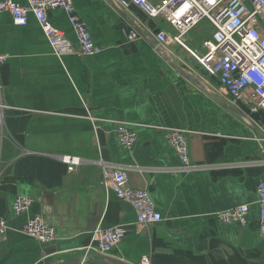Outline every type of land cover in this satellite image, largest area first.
Here are the masks:
<instances>
[{
	"label": "crops",
	"instance_id": "obj_1",
	"mask_svg": "<svg viewBox=\"0 0 264 264\" xmlns=\"http://www.w3.org/2000/svg\"><path fill=\"white\" fill-rule=\"evenodd\" d=\"M73 3L98 48L93 54L59 56L33 14L17 26L0 11V55L7 56L0 64V216L8 225L0 264H64L87 255L96 227L118 225L127 233L109 256L129 264L146 255L152 264H264L257 200L264 139L250 112L217 93L215 79L186 50L165 52L152 33L171 28L143 9L123 10L115 0ZM50 17L77 41L66 12ZM130 29L137 39L128 40ZM121 123L137 134L131 148L117 138ZM174 128L187 132L190 166L167 138ZM63 155L83 159L76 172ZM104 169L125 170L128 186L146 189L163 221L138 226ZM18 197L33 200L20 215ZM243 204L247 225L218 220ZM39 214L57 228L49 242L23 231ZM98 253L84 264H115Z\"/></svg>",
	"mask_w": 264,
	"mask_h": 264
},
{
	"label": "built area",
	"instance_id": "obj_2",
	"mask_svg": "<svg viewBox=\"0 0 264 264\" xmlns=\"http://www.w3.org/2000/svg\"><path fill=\"white\" fill-rule=\"evenodd\" d=\"M119 8L128 10L131 4L143 9L147 15L167 24L172 32L160 29L154 34L165 52L172 47L186 50L198 63L209 80L219 79L217 91L247 108L250 112H264V0H115ZM63 10L77 34V41L71 40L63 30L54 26L50 13ZM0 11L11 14L17 26H25L33 14L44 32L51 48L59 55L86 56L97 51L91 32L77 13L73 0H26L20 4L14 0H0ZM203 22L211 26L208 37L202 40L200 49L189 44L190 33ZM139 37L135 29L127 33L128 40ZM7 56L0 55V64ZM117 138L125 148L137 142V134L127 124L116 128ZM167 138L184 166H190V145L187 132L174 128ZM62 161L69 173L81 166L83 159L75 155H63ZM104 175L115 195L129 202L136 213L138 226L158 224L163 215L146 189L128 186V174L123 169L107 171ZM259 204V234L264 236V182L257 188ZM32 198L18 197L13 209L16 215L25 212L32 204ZM249 206L243 204L217 213L224 224L247 225ZM7 221L0 216V241L7 234ZM23 231L39 242H49L57 236V228L41 214L33 217L23 226ZM127 233L118 225L111 228L96 227L93 239L86 246V254L99 252L109 255ZM84 262L80 264H84ZM140 264H152L149 255L143 256Z\"/></svg>",
	"mask_w": 264,
	"mask_h": 264
},
{
	"label": "water",
	"instance_id": "obj_3",
	"mask_svg": "<svg viewBox=\"0 0 264 264\" xmlns=\"http://www.w3.org/2000/svg\"><path fill=\"white\" fill-rule=\"evenodd\" d=\"M123 26H125V24L123 23L122 24ZM160 32V29H156L154 31V34H158ZM176 70L177 72H179L182 76L184 77H188L187 74H185L184 72H182V70H180L178 68V66L176 67ZM190 78H192L193 80L195 79L194 77L190 76ZM215 79V82L220 85V82H219V79L217 78H214ZM249 111V110H248ZM250 112V111H249ZM251 114V117L257 122V124L259 126H256V130L257 132L259 133L260 137L262 139H264V112L263 111H258V112H250ZM261 127V128H260ZM90 254H87L86 256L84 257H78V258H74L64 264H80L82 262H84L86 259L90 258ZM95 257H100V258H104V259H107L109 261H112L114 262L115 264H129L128 262H125L123 260H120L118 258H114L112 256H109V255H105V254H102V253H98V254H95Z\"/></svg>",
	"mask_w": 264,
	"mask_h": 264
},
{
	"label": "rangeland",
	"instance_id": "obj_4",
	"mask_svg": "<svg viewBox=\"0 0 264 264\" xmlns=\"http://www.w3.org/2000/svg\"><path fill=\"white\" fill-rule=\"evenodd\" d=\"M211 29V26L206 22H203L200 26L195 28L190 35V46L192 48L200 47L202 40L210 35Z\"/></svg>",
	"mask_w": 264,
	"mask_h": 264
}]
</instances>
